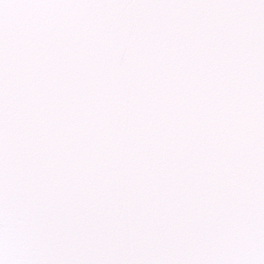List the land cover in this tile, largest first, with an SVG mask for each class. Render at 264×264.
I'll return each instance as SVG.
<instances>
[{"label": "snow or ice", "instance_id": "snow-or-ice-1", "mask_svg": "<svg viewBox=\"0 0 264 264\" xmlns=\"http://www.w3.org/2000/svg\"><path fill=\"white\" fill-rule=\"evenodd\" d=\"M0 264H264V0H0Z\"/></svg>", "mask_w": 264, "mask_h": 264}]
</instances>
